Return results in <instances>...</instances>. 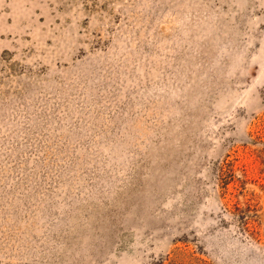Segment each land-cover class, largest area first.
<instances>
[{"label": "rangeland", "instance_id": "obj_1", "mask_svg": "<svg viewBox=\"0 0 264 264\" xmlns=\"http://www.w3.org/2000/svg\"><path fill=\"white\" fill-rule=\"evenodd\" d=\"M0 264H264V0H0Z\"/></svg>", "mask_w": 264, "mask_h": 264}]
</instances>
